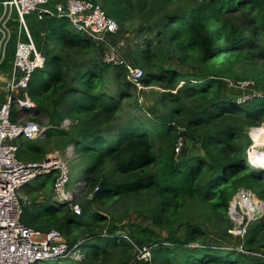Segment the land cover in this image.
Listing matches in <instances>:
<instances>
[{
  "label": "trees",
  "instance_id": "trees-1",
  "mask_svg": "<svg viewBox=\"0 0 264 264\" xmlns=\"http://www.w3.org/2000/svg\"><path fill=\"white\" fill-rule=\"evenodd\" d=\"M94 1L119 19L120 26L129 21L139 25L137 30L146 40L133 60L145 72L143 84L157 83L167 91L161 94L163 111L152 108L155 118H138L115 128L113 121L135 88L125 78L124 68H114V80L119 82L116 93L102 91L107 83L104 74L112 67L102 60L103 47L74 29L67 30V19L47 18L46 44L55 48L48 51L45 67L34 73L28 92L37 105L35 121L43 124L41 118L46 115L52 127L44 140L21 141L20 157L45 159L47 151L40 143L51 141L53 129L68 135L69 131L58 129L65 118L84 121L71 133L80 159L87 163L84 172L91 176L90 188L99 189L83 206L82 215L70 213L52 224L72 244L79 242L76 233L92 234L96 240L86 238L81 247L90 246L91 253L69 264L137 261L135 247L122 235L138 246L151 247V261H137L141 264H264V218L250 223L244 237V249L249 253L260 249L259 257L207 241L212 221L231 223L228 208L240 189L258 188V199L264 201V170H254L239 145L245 126L255 127L251 134L264 139V0ZM66 50L97 51L100 56L76 63L63 56ZM163 50L177 56L189 72L180 74L156 65V53L164 60L170 56ZM230 78L252 79L263 92L245 103L223 98L222 86ZM175 79L184 82L178 89ZM212 126L217 128L198 135ZM195 133L202 154L177 155L179 138ZM132 199L133 213L148 215L152 227L131 224L119 232L112 226L109 233H99L108 220L92 206H124ZM34 210L25 206L22 221L37 229L39 216ZM46 227L37 230L47 232ZM51 261L61 264L64 260Z\"/></svg>",
  "mask_w": 264,
  "mask_h": 264
},
{
  "label": "built area",
  "instance_id": "built-area-1",
  "mask_svg": "<svg viewBox=\"0 0 264 264\" xmlns=\"http://www.w3.org/2000/svg\"><path fill=\"white\" fill-rule=\"evenodd\" d=\"M52 0H9L12 14L9 21L18 22L17 32L11 33L17 40L11 70L2 81L5 101L0 102V264H35L51 260L82 261L81 242L71 244L59 230L41 231L29 227L22 221L27 198L19 191L32 180L43 175L56 174L54 200L68 208L72 215H82L83 208L77 202L78 197L90 201L98 191L90 188V176L78 180L70 188V162L78 159L77 146L70 144L65 156L58 152L50 153L40 162L25 161L20 157L21 141H40L46 138L49 130L45 119L43 124L35 121L37 105L29 96V85L37 70L45 67L47 56L38 48L27 18L36 15L39 22L47 18L67 19L72 28L94 40L104 49L102 60L113 68L123 67L125 78L136 89L143 90L145 72L134 63H126L120 58L121 51L127 46L125 38L116 40L122 32L121 26L111 18L101 3L94 0H61L54 8H49ZM7 2H5V5ZM15 15V18H14ZM9 29V28H8ZM115 38V43L111 42ZM238 87L245 89L253 82H238ZM251 87V88H252ZM256 94L241 96L239 103H245ZM69 126V120L64 121ZM255 127L251 128V131ZM250 131V134H251ZM251 138V135H250ZM186 142L179 138L175 151L177 155L183 150ZM264 151L255 147L252 142L248 150L247 161L250 166H264L257 163L252 153ZM49 158V161L46 159ZM257 200V201H256ZM228 215L234 221L229 230L232 236L244 238L250 223L264 216V202L255 197L250 190L241 189L234 196L228 208ZM137 251L138 262L151 261V247L147 244L138 246L127 235L122 236ZM239 251L247 254L245 250Z\"/></svg>",
  "mask_w": 264,
  "mask_h": 264
},
{
  "label": "rangeland",
  "instance_id": "rangeland-1",
  "mask_svg": "<svg viewBox=\"0 0 264 264\" xmlns=\"http://www.w3.org/2000/svg\"><path fill=\"white\" fill-rule=\"evenodd\" d=\"M109 16L121 25L119 19H117L116 17L112 15H109ZM14 18H15V15H14ZM138 26L139 25L133 21L125 22L124 26L123 25L121 26L122 32L116 35V40L125 38L128 43L127 46L124 48V49H127L128 47V49L125 52H122L123 54L120 55V58H122L128 64H130V61H132V59L135 58L134 55H136V53L141 48H144V42L146 38L143 35L139 34V31L137 30ZM17 27H18V22L15 19L12 20L9 25L11 33H16ZM66 29L69 31L73 30L70 23H67ZM38 33L39 34H37L34 38L35 40L37 39L36 37H38V35L39 36L41 35L40 32ZM147 36L152 38V36L149 34H147ZM41 41L44 43L43 48L45 49V50L44 49L41 50V52L47 56L48 51L50 49L52 50L53 48H55V46L52 44L50 47H48V44H46V36L43 39L41 38ZM163 52H166L170 56H168L167 60H164L162 55H160L159 53H156L157 54L156 57L158 58L156 65H158L159 67L162 66L165 70L172 69L180 74L189 72V68L185 67V65L180 64L179 61L176 59L177 56H174L171 51L168 52L167 50H163ZM62 54L63 56L65 55L70 56V58L72 59V62H76V63H79L81 61H87L92 58H98V56H100V54L97 51L86 54V53H77L74 50H66L62 52ZM134 64L137 67L142 68L141 65L136 64L135 61H134ZM114 70H115L114 68L110 67L108 69V73L104 74L105 78L107 79V83L100 88L102 91H105L108 94L116 93V91L119 88V82L114 80ZM155 70H157V68H155L153 71ZM72 73L74 74L75 70H73ZM175 80H176L175 83L177 84V87H176L177 89L181 87L182 84H184V82L181 79L180 80L175 79ZM244 81L253 82L252 79L236 80L234 78H230L226 80L222 86L220 96L226 99L230 97L236 98L237 101H239L241 96H244V95H249V94L261 95L262 94L263 89L256 86L254 82H253L254 83L253 87L252 85H250L249 87L245 89H241L240 87H238L237 85L238 82H244ZM120 83H125L124 79H121ZM177 89L171 90V91L175 93ZM165 91L167 90H165L163 87H161L157 83L152 84L150 86H146V88L143 90H139L136 88L131 89L129 91L131 94V97L123 101L122 103L123 110L120 111V113L117 115V120L113 121V125L116 124L115 128H117L118 124L127 123L128 121H136L138 118H142L144 120H147V119L152 120L153 118H155V116L153 115L152 108L163 111V108H162L163 101H162L161 94ZM44 116H45V120L48 121L49 117H47L46 115ZM42 119L43 118H41V121L43 122ZM65 120H69L70 122L69 126L63 125ZM64 121L62 124L59 125L58 129L69 131L68 135L62 134L61 130L53 129L51 133V136H52L51 141L49 143H42V142L40 143V145H43V148L47 152L55 153L57 151L60 156H65L67 147L70 144H75L74 136L71 132L75 130L76 126L83 124L84 121L76 122L71 118H65ZM47 126L49 128L52 127V126H49V124H47ZM261 127H264V124ZM216 128L217 127L212 126L210 129L208 128L203 129V131L201 130L202 132H198V135L210 132L211 129H216ZM90 130H94V129L90 128ZM250 131H251V127L245 126L243 128V138H241L239 141V145L244 149L246 158H247L248 150L252 145V142L254 143L255 147H259V150L264 151V139L261 138L257 134L255 135L258 138H255L254 134H250ZM250 135H251V138H250ZM192 137H196V139L192 141ZM183 139L186 142V144L183 147V150L180 153V156H182L183 154H187V153L189 155L191 154L194 156L202 154L201 147L197 140V133L192 134V136H190L187 139L186 137ZM22 142H25V141L22 140ZM77 154L79 155L78 159L70 162V167H71L70 188H73L74 184L78 180L84 179L88 176L84 172L85 168L87 167V163L83 162L80 159L81 157L78 151H77ZM252 157L256 158L257 163H261L262 165H264V156L262 155V153L260 152L252 153ZM23 160L32 161V162H40L39 160H26V159H23ZM253 169L258 170L259 168L258 169L253 168ZM56 177L57 175L55 173L50 174V175L48 174V175L40 176L39 178H36L32 180L31 182H29L26 186H24L19 191V193L22 194L23 197L27 198L25 206H30L31 210L34 208L35 209L34 212H36V214L39 216V221H38L39 224H37V229H40L39 227H42V226H45V227L47 226L46 228H50L49 231L53 229L60 231V229L55 227L54 224L52 223H54L56 219H61L67 215H71L70 211L68 210L66 206H64L63 204L57 203L53 198L55 195L54 184H55ZM245 190H250V189H245ZM252 192L254 193L255 197L259 198L257 195L259 192L258 188L256 190L253 189ZM77 202L83 208L87 200H85L84 197H78ZM132 204H134L133 199L130 200L129 202L128 201L124 202V206L130 208L128 212L123 208L124 206L120 204L109 203L106 207H101L100 204H94L91 210L98 211L101 215H103V217L107 218L108 220L105 230L103 232L98 230V232L104 234L107 231L109 233V230L112 226H115L116 228H118L119 232H125L126 229H129L131 224H139L141 226L152 227L151 218L148 215H144V214L142 215L134 214ZM232 221L230 224L227 223L224 225L218 224L217 222L212 221L210 225L207 226V234H208L207 241L213 246H219L225 249H231L233 247V248H237L238 250L240 249L245 250L244 249V238L232 236L229 233V230L234 226V221L233 222ZM81 234L79 233L75 234V239L79 237L78 240L81 243H83L86 240V238H89L90 242H93L96 240V237L92 236V234L91 235H88V234L81 235ZM87 241L88 240H86V243ZM90 249H91L90 246H87L86 248L82 247L81 253H84V255H86V253H91ZM252 251L253 252L249 253L245 250V252L251 257L260 256V253H261L260 249L254 248ZM152 257L153 255H151V259ZM53 263H54L53 261L39 262V264H53ZM69 263H70V260L69 261L64 260L61 262V264H69ZM131 264H141V263H138L137 261H135Z\"/></svg>",
  "mask_w": 264,
  "mask_h": 264
},
{
  "label": "crops",
  "instance_id": "crops-1",
  "mask_svg": "<svg viewBox=\"0 0 264 264\" xmlns=\"http://www.w3.org/2000/svg\"><path fill=\"white\" fill-rule=\"evenodd\" d=\"M7 1L8 0H0V20L4 16V13H5V2H7ZM60 1L61 0H52L51 3L49 4V8H54L55 5L58 2H60ZM27 22H28V26H29V28L31 30V34H32V32L34 33L33 34V37L34 38H35V36L37 34H39L38 32H40L41 35L40 36L38 35V37H36L37 39L36 40L34 39V40H35L38 48L40 50H43L44 49L43 48L44 47V43L41 41V38L43 39L46 36V28H47L46 21L39 22L38 19H37V17H36V15L33 14V15H31V16H29L27 18ZM9 25H10V21H8L5 24V26L7 28H9ZM9 31H10V28H9ZM3 39H4V33L0 29V45H1L2 41H3ZM110 40H111L112 43H115V38H111ZM16 42H17V40L12 37V38H9V40L7 41V43L5 45L4 58H3V61L2 62H4L6 64V69L3 70L2 67L0 66V79L6 78L7 75L9 74L10 70H11V62H12L11 61V58H12L11 56H14ZM127 49H128V47H127ZM127 49H123L121 51V54H123L122 52H125ZM130 62L134 63V60L132 59V61H130ZM3 79H2V81H3ZM2 81H0V102H4L5 101V95L3 93V88H1L2 87ZM44 124L46 125L47 123H44ZM49 154H50V152H47V155L46 156H48Z\"/></svg>",
  "mask_w": 264,
  "mask_h": 264
},
{
  "label": "water",
  "instance_id": "water-1",
  "mask_svg": "<svg viewBox=\"0 0 264 264\" xmlns=\"http://www.w3.org/2000/svg\"><path fill=\"white\" fill-rule=\"evenodd\" d=\"M9 1V0H8ZM7 1V4L5 5V13H4V16L3 18L0 20V29L2 30V32L4 33V39L0 45V64L1 62L3 61V58H4V50H5V45L7 43V41L9 40L10 38V32H9V29L5 26V24L9 21L10 19V16L12 14V10H11V7H10V4L8 3ZM34 33L32 32V35ZM50 129V128H49ZM46 161H49V158L46 159ZM253 168H259L261 169V167L259 166H252ZM264 202V201H263ZM264 218V216H263ZM262 218V219H263Z\"/></svg>",
  "mask_w": 264,
  "mask_h": 264
},
{
  "label": "bare ground",
  "instance_id": "bare-ground-1",
  "mask_svg": "<svg viewBox=\"0 0 264 264\" xmlns=\"http://www.w3.org/2000/svg\"><path fill=\"white\" fill-rule=\"evenodd\" d=\"M258 135V134H257ZM260 136V135H259ZM255 160H256V158H255ZM261 164V163H260ZM264 166V165H263ZM257 201V200H256Z\"/></svg>",
  "mask_w": 264,
  "mask_h": 264
},
{
  "label": "clouds",
  "instance_id": "clouds-1",
  "mask_svg": "<svg viewBox=\"0 0 264 264\" xmlns=\"http://www.w3.org/2000/svg\"><path fill=\"white\" fill-rule=\"evenodd\" d=\"M252 167V166H251ZM260 170H264V169H260ZM260 200V199H259Z\"/></svg>",
  "mask_w": 264,
  "mask_h": 264
}]
</instances>
